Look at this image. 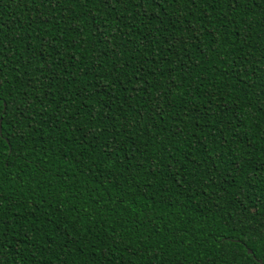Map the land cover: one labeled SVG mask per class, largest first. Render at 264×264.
I'll use <instances>...</instances> for the list:
<instances>
[{
    "label": "trees",
    "instance_id": "obj_1",
    "mask_svg": "<svg viewBox=\"0 0 264 264\" xmlns=\"http://www.w3.org/2000/svg\"><path fill=\"white\" fill-rule=\"evenodd\" d=\"M0 76V264H264V0H0Z\"/></svg>",
    "mask_w": 264,
    "mask_h": 264
},
{
    "label": "snow or ice",
    "instance_id": "obj_2",
    "mask_svg": "<svg viewBox=\"0 0 264 264\" xmlns=\"http://www.w3.org/2000/svg\"><path fill=\"white\" fill-rule=\"evenodd\" d=\"M237 3H238V0H233V6H237ZM3 83H4V80H3V77L0 76V87L3 86ZM6 104V101H3V100H0V105H4ZM261 211H264V209H261Z\"/></svg>",
    "mask_w": 264,
    "mask_h": 264
},
{
    "label": "water",
    "instance_id": "obj_3",
    "mask_svg": "<svg viewBox=\"0 0 264 264\" xmlns=\"http://www.w3.org/2000/svg\"><path fill=\"white\" fill-rule=\"evenodd\" d=\"M249 252H252V250L250 249V250H249ZM259 261H260V262H262V260H261V259H260Z\"/></svg>",
    "mask_w": 264,
    "mask_h": 264
}]
</instances>
